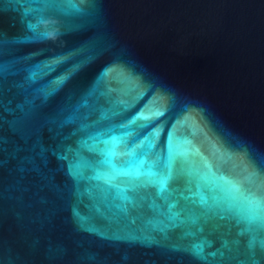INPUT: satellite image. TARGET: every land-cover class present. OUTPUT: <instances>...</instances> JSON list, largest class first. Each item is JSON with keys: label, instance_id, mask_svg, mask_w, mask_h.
Instances as JSON below:
<instances>
[{"label": "water", "instance_id": "obj_1", "mask_svg": "<svg viewBox=\"0 0 264 264\" xmlns=\"http://www.w3.org/2000/svg\"><path fill=\"white\" fill-rule=\"evenodd\" d=\"M0 264H264V0H0Z\"/></svg>", "mask_w": 264, "mask_h": 264}]
</instances>
